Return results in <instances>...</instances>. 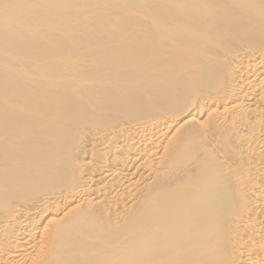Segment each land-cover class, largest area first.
Here are the masks:
<instances>
[{"label": "bare ground", "instance_id": "1", "mask_svg": "<svg viewBox=\"0 0 264 264\" xmlns=\"http://www.w3.org/2000/svg\"><path fill=\"white\" fill-rule=\"evenodd\" d=\"M0 264H264V0H0Z\"/></svg>", "mask_w": 264, "mask_h": 264}]
</instances>
